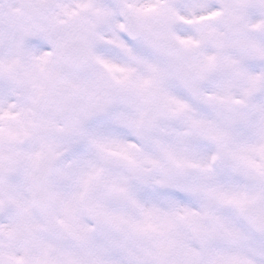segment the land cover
Wrapping results in <instances>:
<instances>
[{
    "label": "snow or ice",
    "instance_id": "snow-or-ice-1",
    "mask_svg": "<svg viewBox=\"0 0 264 264\" xmlns=\"http://www.w3.org/2000/svg\"><path fill=\"white\" fill-rule=\"evenodd\" d=\"M0 264H264V0H0Z\"/></svg>",
    "mask_w": 264,
    "mask_h": 264
}]
</instances>
